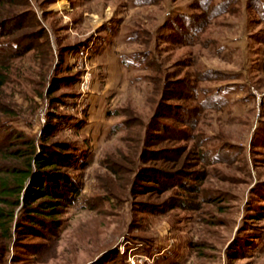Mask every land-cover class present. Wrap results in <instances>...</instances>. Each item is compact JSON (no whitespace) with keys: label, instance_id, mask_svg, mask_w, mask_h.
<instances>
[{"label":"rangeland","instance_id":"rangeland-1","mask_svg":"<svg viewBox=\"0 0 264 264\" xmlns=\"http://www.w3.org/2000/svg\"><path fill=\"white\" fill-rule=\"evenodd\" d=\"M12 5L36 19L25 32H46L21 55L9 52L16 31L0 39L14 128L40 139L49 112L63 114L69 123L50 142L88 158L66 169L82 190L57 217V235L0 239V264H264V0ZM69 77L48 96L54 78ZM174 86L179 99L165 101ZM161 113L169 129L153 141ZM140 168L162 172L149 194L137 191Z\"/></svg>","mask_w":264,"mask_h":264},{"label":"trees","instance_id":"trees-1","mask_svg":"<svg viewBox=\"0 0 264 264\" xmlns=\"http://www.w3.org/2000/svg\"><path fill=\"white\" fill-rule=\"evenodd\" d=\"M8 1L0 0V9H2L0 12V30L9 29L0 34V39L16 31L19 42L11 43L10 48L13 47L15 50H9V52L12 51L13 53L14 51V53L17 52L21 55V50L25 52L33 50L36 43L46 36V32H38V34L25 32V27L36 22V19L31 12L13 14L12 3H15V0H10L12 8L6 6ZM208 5L209 3L205 4L203 8H208ZM4 6L6 7L4 8ZM180 19L181 22L188 21L185 18ZM200 27L196 24L191 25L184 29L186 33H180L183 34L185 40L190 36V31L198 30ZM72 49L77 50L78 47L72 46L70 51ZM5 50L2 48L0 52ZM7 69L0 65V239L11 241L14 236H17L18 241L25 236L44 238L47 233L55 236L60 229L57 217L64 207L73 206L77 202L82 190V185L66 169L71 171L83 170L87 166L88 152L81 151L68 143L50 142L57 127H64L69 123L65 115L55 111L49 112L48 122L44 126L40 139L28 137L26 133L14 128V123L18 120L17 105L11 99L7 100L4 95L10 82L9 75L6 73ZM73 82H75L73 77L62 80L54 78L50 82L48 96L53 97L60 87ZM195 91L196 89H194ZM171 92L173 94L165 101L179 99L178 94L181 92L177 86H174ZM39 96L43 98L44 94L40 92ZM59 102L62 103L63 100L51 98V105H56ZM185 113L187 112L185 111ZM164 115L165 113H161L156 116L157 118L150 126L149 133L153 141L162 140L164 130L169 129L168 126L166 127L160 122ZM172 115L177 117L174 113ZM131 124L133 123L127 121L123 123V126L127 128ZM147 147L148 145H146ZM113 163L110 164L109 169L117 175L123 167L118 162H116L117 164ZM158 173L162 172L158 171ZM158 173L152 172L149 168H140L137 175L141 185L137 191L142 194H149L156 190L153 187L160 184ZM190 177L186 178L195 181L202 180L199 176ZM187 187L192 188L191 191L198 190L197 186ZM180 206H183V203ZM173 207L176 205H172L171 208ZM90 208H93L92 205ZM153 209L144 204L142 212H151Z\"/></svg>","mask_w":264,"mask_h":264}]
</instances>
